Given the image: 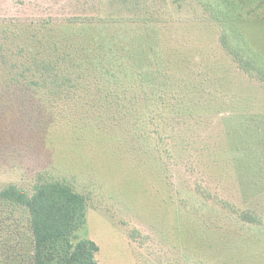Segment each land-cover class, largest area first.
<instances>
[{
    "label": "rangeland",
    "instance_id": "1",
    "mask_svg": "<svg viewBox=\"0 0 264 264\" xmlns=\"http://www.w3.org/2000/svg\"><path fill=\"white\" fill-rule=\"evenodd\" d=\"M143 1L174 65L173 104L183 103L164 106L163 132L128 122L110 130L105 119L81 133L0 86V192L14 185L31 195L39 182L62 181L83 194L77 240L96 243L98 264H264V77L224 48L221 26L198 0ZM132 2L0 0V24L132 20ZM231 2L264 61V0ZM34 252L28 211L0 198V264H33Z\"/></svg>",
    "mask_w": 264,
    "mask_h": 264
},
{
    "label": "trees",
    "instance_id": "2",
    "mask_svg": "<svg viewBox=\"0 0 264 264\" xmlns=\"http://www.w3.org/2000/svg\"><path fill=\"white\" fill-rule=\"evenodd\" d=\"M198 1L221 26L224 48L245 71L264 77L263 58L252 49L231 0ZM144 3L132 2L137 9L132 20L0 24V86L10 88L11 101L22 92L24 100H37L57 120L79 124L81 133L96 130L87 126L88 121L105 119L104 123L112 122L110 130L115 123L128 122L131 130L163 132L164 106L176 110L183 103L173 104L179 96L167 82L174 65L162 48L160 20ZM125 102L129 109L124 112ZM70 105L78 110L69 113ZM147 124L155 128L148 130ZM0 198L28 211L35 243L33 264H98L96 243L77 240L87 223V199L67 183L39 182L31 195L11 185Z\"/></svg>",
    "mask_w": 264,
    "mask_h": 264
}]
</instances>
